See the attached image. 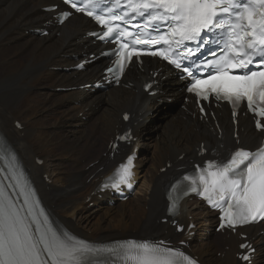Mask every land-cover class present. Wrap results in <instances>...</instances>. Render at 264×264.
Returning <instances> with one entry per match:
<instances>
[{
    "label": "bare ground",
    "instance_id": "6f19581e",
    "mask_svg": "<svg viewBox=\"0 0 264 264\" xmlns=\"http://www.w3.org/2000/svg\"><path fill=\"white\" fill-rule=\"evenodd\" d=\"M53 1L0 0V137L7 140L43 206L60 225L87 239L168 234L176 240H187L192 252L205 264H239L233 252L238 251L243 239L239 235L226 236L225 245L230 246L226 250L220 235L204 233L212 227L215 213L198 201H184L177 217L186 225L191 221L197 224L198 233L193 237L190 233L177 234L169 222H162L167 217V185L181 173L180 168L189 166L190 159L201 160L196 149L200 141L221 156L236 147L228 107L222 104L216 108L221 131L210 117L205 121L198 113H191L192 104L188 103L159 125L161 130L155 137L153 126L149 125L155 119L149 123L148 120L164 108L163 100H157L163 97V84L167 82L160 77L156 79L163 93L154 97H148L141 89L143 80L150 76L136 68L128 70L130 82L123 81L124 85L131 83L128 87L120 84L105 91L74 89L56 93L59 86L90 82L98 75L101 64H93L83 72L59 69L75 65L72 54L80 55L86 51L85 46L95 49L92 40L83 35L85 29L95 26L86 17L74 15L61 27L51 25L48 36H39L35 29L53 20L52 13L41 8ZM159 66L153 65L155 69ZM162 72L164 75L170 71ZM167 79L171 88L166 96L179 99L183 92L178 81L174 77ZM126 111L131 113L127 123L122 120ZM79 112L83 113L81 117ZM18 121L22 129L16 126ZM126 127L132 128L137 137L133 146L121 145L118 151L109 147L110 140ZM237 132L241 144H258L260 133L247 117H239ZM154 137L155 149L151 151L150 140ZM101 139L105 144H101ZM135 145L142 149L136 168L138 194L114 206L103 203L99 193H92ZM167 163L171 166L163 171ZM8 165L0 153V180L14 200L24 199L10 179ZM90 196L93 207L86 203ZM103 197L109 196L104 193ZM263 229L264 224L244 229L251 232L249 239L257 246L254 264H264V234H258ZM217 248L223 255L216 254Z\"/></svg>",
    "mask_w": 264,
    "mask_h": 264
},
{
    "label": "snow or ice",
    "instance_id": "6c2138e0",
    "mask_svg": "<svg viewBox=\"0 0 264 264\" xmlns=\"http://www.w3.org/2000/svg\"><path fill=\"white\" fill-rule=\"evenodd\" d=\"M66 2L105 26L103 38L115 37L118 42L130 38L114 53L120 57L117 71L122 72L124 61L133 56H160L186 74L190 79L187 91L198 99L211 96L227 101L234 114L241 103H246L252 113L264 118V0H126L128 11L122 15L114 14L112 8L105 14L103 0ZM113 2L120 7L121 0ZM137 17L144 24L136 25L135 34L113 23L127 25ZM145 35L149 38L143 39ZM137 45L158 47L142 53ZM205 49L208 56L196 58ZM255 123L258 129H264L260 119ZM6 159H10V179L23 195L30 219L21 211L24 205H17L0 181V264H196L181 249L162 241L127 240L97 246L61 233L39 206L15 156ZM133 160L129 155L108 178L113 181L111 187H131ZM171 192L176 194L169 195V212L173 214L183 196L196 193L220 210L221 228L234 229L264 220V143L255 150L237 148L226 158L208 160L204 167L196 165L191 174L171 186ZM242 258L248 260V256Z\"/></svg>",
    "mask_w": 264,
    "mask_h": 264
},
{
    "label": "rangeland",
    "instance_id": "374dc122",
    "mask_svg": "<svg viewBox=\"0 0 264 264\" xmlns=\"http://www.w3.org/2000/svg\"><path fill=\"white\" fill-rule=\"evenodd\" d=\"M56 93H61L62 91H55ZM63 93V92H62ZM170 98H171V96H170ZM172 99V98H171ZM166 101H164L163 102V104H161V105H164L163 107L164 108H162L161 110H160V112H159V114L155 117V115H152V119L151 120H149L148 121V123L149 122H151V121H153L154 119H155V121H153V122H151V124H149V125H151V127L153 126V130H152V132H153V134H155V137H156V135H158V133L160 132V127H159V125H161V123H163L166 119H168L170 116H171V114L172 113H174L175 112V110L177 109V108H179L180 106H181V100H172V101H168L167 99H165ZM160 105V106H161ZM79 115H80V117L82 116V113H79ZM101 119H99L98 121H100ZM147 123V124H148ZM153 138V139H151L150 140V144H151V151H153L154 149H155V140H156V138ZM101 144H105V143H103V141H102V139H101ZM141 151H142V149H141ZM141 154H142V152H141ZM141 154H140V156H141ZM43 163V162H42ZM146 164H147V162H146ZM131 201V203L133 202V200H134V198L133 199H130ZM129 202V203H130ZM189 202H193V201H189ZM88 205H89V207H93L94 206V204H92L93 202L92 201H90V200H88L87 202H86ZM92 204V205H91ZM193 216L192 215H190L189 216V218L191 219ZM204 221V220H203ZM210 230H212L213 231V229H205L204 230V233H206V234H209V231ZM198 233V232H197ZM217 235V234H216ZM219 235H221L222 237H224L222 234H219ZM218 235V236H219ZM198 241L200 242L201 240L200 239H198ZM217 245H220V243H218ZM226 249H229L228 247H225ZM218 253H221L220 251L218 252ZM216 254H217V252H216Z\"/></svg>",
    "mask_w": 264,
    "mask_h": 264
}]
</instances>
